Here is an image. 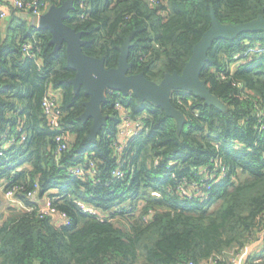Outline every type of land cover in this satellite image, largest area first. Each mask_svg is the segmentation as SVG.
Masks as SVG:
<instances>
[{"label":"trees","instance_id":"obj_1","mask_svg":"<svg viewBox=\"0 0 264 264\" xmlns=\"http://www.w3.org/2000/svg\"><path fill=\"white\" fill-rule=\"evenodd\" d=\"M73 1L66 23L83 33L85 54L118 67L129 38L130 73L155 82L183 70L212 11L223 24L264 17V0ZM13 10L0 17V264H224L220 256L264 232V31L217 40L208 53L201 78L225 111L175 91L172 103L186 117L179 129L162 107L109 92L108 125L90 139L93 122L81 118L89 97L74 90L66 47L55 52L51 32L39 30L28 10ZM25 45L33 46L30 56ZM50 92L63 111L57 128L43 109ZM118 101L144 123L122 152L114 146ZM59 129L72 140L57 157ZM91 162L96 175H69V167L87 170ZM118 168L125 179L114 180ZM9 191L32 211L6 207ZM47 196L69 225L39 214ZM77 200L106 220L82 214Z\"/></svg>","mask_w":264,"mask_h":264},{"label":"water","instance_id":"obj_2","mask_svg":"<svg viewBox=\"0 0 264 264\" xmlns=\"http://www.w3.org/2000/svg\"><path fill=\"white\" fill-rule=\"evenodd\" d=\"M74 9L73 0H65L60 5L52 4L41 16L38 29L51 32V43L55 46V52L66 47L67 63L76 72L71 79L74 90L79 92L83 88L89 97L81 118L85 122L89 120L93 122L90 139H96L99 132L108 125L109 116L104 114L102 107L108 102L107 94L110 91L118 92L124 97L134 96L140 103L147 101L162 107L167 116L176 121L179 129L183 128L186 117L172 103L175 91L193 92L206 105L225 111L226 105L213 94L207 81L201 78L209 60L208 53L217 40H233L244 33L264 31L263 16L247 23L223 24L212 11L211 27L194 46L183 70L167 73L160 82H155L148 79L143 72L130 73L133 64L129 61L131 48L129 38L120 48L118 67H107L105 57L85 54L83 47L87 41L83 39V33L66 23Z\"/></svg>","mask_w":264,"mask_h":264},{"label":"built area","instance_id":"obj_3","mask_svg":"<svg viewBox=\"0 0 264 264\" xmlns=\"http://www.w3.org/2000/svg\"><path fill=\"white\" fill-rule=\"evenodd\" d=\"M151 3H156L157 0H149ZM13 6L21 11H29L31 15L34 16L32 19L33 24L39 25V21L41 16L49 9L50 4L45 2H40L38 0H34L31 3H25L23 0H13ZM5 12L2 11L0 17L5 16ZM33 46L25 45L24 51L27 55H31ZM261 49H252L251 51H259ZM110 93H114L110 91ZM115 110L119 114V127H118V140L114 142V146L119 152H122L125 148V144L132 138L141 133L144 130V123L142 119H136L133 117L131 112L126 108V106L118 101L114 105ZM43 109L44 113L48 119L49 125L51 127L57 128L59 126L60 118L62 117L63 111L60 106V98L55 92L48 93L43 99ZM20 130L22 128H19ZM69 139L70 134L68 131L63 129H59V133L57 135V142L59 144L58 149L56 151L57 157H60L62 152L68 149L69 147ZM122 141V142H121ZM69 175L71 176H94L97 174V170L94 168L93 162L90 163L89 169L85 170L84 167L81 166H71L68 168ZM126 172L122 169L118 168L113 173L114 180L125 179ZM181 190L185 193L184 189L181 187ZM37 192H30L27 194V197L35 199ZM6 198L10 199L12 203L16 205H20V207L25 210L32 211V208H28L23 202L18 201L13 197V192L9 191L6 194ZM39 205V214L41 216H51L55 218H59L62 222L69 225L70 220L66 213H61L57 208L53 205V201L50 196L44 197ZM76 207L78 210L85 215L93 216L101 221H105L106 217L103 215L101 210L97 209L94 205L87 203L83 200H77ZM192 264V263H188ZM212 264H220L218 261L212 262ZM224 264H264V260L260 257L253 258L249 255L248 248L237 253L229 262H225Z\"/></svg>","mask_w":264,"mask_h":264},{"label":"crops","instance_id":"obj_4","mask_svg":"<svg viewBox=\"0 0 264 264\" xmlns=\"http://www.w3.org/2000/svg\"><path fill=\"white\" fill-rule=\"evenodd\" d=\"M13 8H14L13 0H0V11L5 12L6 13L5 16H7L8 18L12 14V11H14ZM5 27H6V20L2 24L1 30L4 29ZM70 140H72V136L70 137ZM246 248H248L249 255L252 257V259L256 257L257 258L261 257L262 259H264V232L261 233L255 240H253L252 243H250ZM235 255L236 253H234V251L231 252L227 251L224 255L220 257L224 262H229ZM203 264H212V263L209 261V262H204Z\"/></svg>","mask_w":264,"mask_h":264},{"label":"rangeland","instance_id":"obj_5","mask_svg":"<svg viewBox=\"0 0 264 264\" xmlns=\"http://www.w3.org/2000/svg\"><path fill=\"white\" fill-rule=\"evenodd\" d=\"M31 19H33L34 18V16L33 15H30L29 16ZM3 201H4V205L6 206V207H8V206H11V204L12 205H16L15 203H12V201L10 200V199H8V198H6V196L4 197L3 196ZM142 202H141V206H140V208H139V210H138V213L136 214V215H140L141 214V211H142Z\"/></svg>","mask_w":264,"mask_h":264},{"label":"flooded vegetation","instance_id":"obj_6","mask_svg":"<svg viewBox=\"0 0 264 264\" xmlns=\"http://www.w3.org/2000/svg\"><path fill=\"white\" fill-rule=\"evenodd\" d=\"M118 119H119V114H118ZM119 123H120V119H119ZM118 127H119V125H118Z\"/></svg>","mask_w":264,"mask_h":264}]
</instances>
